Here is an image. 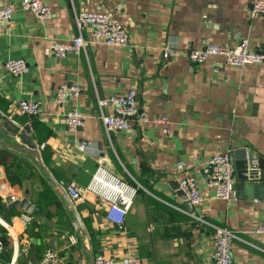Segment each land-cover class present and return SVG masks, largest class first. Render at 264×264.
I'll return each instance as SVG.
<instances>
[{
	"label": "crops",
	"instance_id": "crops-1",
	"mask_svg": "<svg viewBox=\"0 0 264 264\" xmlns=\"http://www.w3.org/2000/svg\"><path fill=\"white\" fill-rule=\"evenodd\" d=\"M43 1L52 16L39 22L20 7V0H0V6L12 8L9 23L0 27V149L23 160L19 183L9 184L1 166L0 182L17 199L28 194L29 202L39 210L38 217L19 208L0 216L14 239L6 238L0 264L18 256L26 240L30 255L32 239L24 232L30 224L44 228L37 240L39 258L51 248L52 239L61 264L87 250L85 237L74 229L61 189L29 154L15 147L36 149L63 188L71 181L87 185L101 157L113 173L140 186L122 228L106 220L104 206L92 195L75 205L92 232L95 254L114 259L133 255L143 264H213L212 235L217 226L233 232L231 252L238 264H264V237L252 234L264 222V191L259 198L246 189L235 195L234 189V198L223 200L205 185L202 170L208 158L226 148L232 153L245 148L264 158V63L233 67L212 56L191 64L186 57L189 49L242 38L248 39L252 49H264V15L251 16L252 0ZM97 10H111L126 26V46L88 42L79 54L58 58L49 53L51 42L67 41L77 34L74 12ZM83 37L90 41L86 30ZM167 47L172 52L164 58ZM9 58L24 59L26 72L11 75L5 68ZM61 84H78L82 91L78 98L59 104L55 90ZM130 88L136 90L139 108L168 116L169 134L152 123L106 134L100 119L93 116L96 97L119 95ZM21 99L38 101L39 114H20ZM71 109L85 114L83 124L74 130L64 120ZM179 161L184 162L180 171L176 168ZM184 174L196 180L202 195L191 210L175 188ZM0 201L5 204L1 197ZM59 207L68 219L60 216ZM26 215L32 216L28 224ZM1 232L6 234L5 229ZM70 235L77 240L75 252L71 246L63 250Z\"/></svg>",
	"mask_w": 264,
	"mask_h": 264
},
{
	"label": "built area",
	"instance_id": "built-area-1",
	"mask_svg": "<svg viewBox=\"0 0 264 264\" xmlns=\"http://www.w3.org/2000/svg\"><path fill=\"white\" fill-rule=\"evenodd\" d=\"M20 7L29 11L39 21L44 22L51 18L52 12L49 4L43 0H20ZM12 8L9 4L0 6V27L9 23ZM264 15V0L251 1V16ZM73 23L77 34L67 41L51 42L48 51L50 54L61 58L68 53L79 54L85 51L88 42L104 44L110 47H123L129 42V33L126 26L118 19L111 10L79 11L74 12ZM86 30L90 36V41L83 37ZM172 49L167 47L163 50L162 56L168 57ZM219 56L224 65L240 67L248 64H263L264 49L255 50L249 45L247 38H242L233 43H207L201 48L189 49L186 53L187 60L191 64H201L209 57ZM5 68L13 76H20L27 70V63L24 59L9 58L5 61ZM82 87L78 84H61L55 90V101L62 104L68 100L78 98ZM97 110L94 117L100 119L106 134L113 130H128L133 124L144 126L147 124L161 125L162 132L169 134L171 128L168 126L169 119L165 114L149 113L138 107L136 101V90L130 88L119 95H112L106 98L96 97ZM108 108L112 113L106 114L104 110ZM18 112L26 116H36L39 114V102L30 99H21L17 104ZM85 114L76 109L67 110L64 120L69 129L74 130L84 122ZM43 148V144L40 145ZM84 148V147H83ZM99 154L103 150L98 151ZM105 159L100 158L89 183L85 186H78L73 181L64 184L70 200L76 205L87 201L88 196H93L105 208L106 220L122 228L125 216L130 210L137 196L140 186L131 183L123 177L113 173L106 167ZM256 165L257 161L253 160ZM184 167V162L176 163V168L180 171ZM203 176L205 185L215 191L217 197L223 200L234 198L235 168L232 157V149L226 148L224 151L213 154L204 162ZM5 182H0V197L6 201L17 200L16 196L8 192ZM178 189L186 196L192 205L202 201L201 192L196 180L189 174H184L178 180ZM195 218L194 213H190ZM33 216V215H32ZM32 216L26 215L25 224L29 223ZM74 229L78 227L73 223ZM0 227H3L6 234L0 231V253L3 252L5 242L3 238H10L12 242L13 233L6 223L0 218ZM252 234L264 237V222L258 224L252 230ZM213 264H238L232 256L231 242L234 234L231 230L223 227H214L213 231ZM76 237L70 235L64 249H69L76 243ZM30 252V243L24 241L18 250V255L27 257ZM18 256L15 254L9 264H17ZM38 264H61L60 252L56 249L47 248L41 254ZM93 264H143L142 260L133 255L124 256L121 259L106 257L103 254H95Z\"/></svg>",
	"mask_w": 264,
	"mask_h": 264
},
{
	"label": "water",
	"instance_id": "water-1",
	"mask_svg": "<svg viewBox=\"0 0 264 264\" xmlns=\"http://www.w3.org/2000/svg\"><path fill=\"white\" fill-rule=\"evenodd\" d=\"M15 148L18 151L29 154L31 160L45 174V176L50 180V182H52L55 186H58L59 189H61L63 198L66 200L69 209L72 213L74 223L77 225L79 231L82 233V235L87 241V250L85 253L86 258L83 254H80L76 257L74 261H71L68 264H83L85 259L86 264H93L95 252L90 235L78 213L75 204L70 200L65 189L59 184V182L55 180V178L52 176L47 167L42 163L40 159V154L36 149H34L33 147ZM232 155L235 168L234 174L236 179L234 185L235 195H237V191L243 193V190L246 189L249 193L251 192L254 197L260 198L264 191V158L258 157L256 154L249 150H246L245 148H236L233 151ZM253 160L257 161L256 165L253 164ZM175 188H178V185ZM177 194L180 196L181 199L185 200L187 208L191 210V203L189 200H187L185 194L180 189L177 190ZM4 205L6 208H19L20 210H23L33 216H39V210L36 209L32 203L29 202L28 194H25L22 198L17 199L15 201L8 200ZM3 241L6 242V237L3 238ZM48 246L51 248H56V240L52 239L51 242L48 243ZM76 249L77 248L75 246L70 247V250L72 252H75ZM7 255L9 256V254ZM18 260H20L24 264H38L39 257L36 247L33 246L32 252L28 257L18 255Z\"/></svg>",
	"mask_w": 264,
	"mask_h": 264
},
{
	"label": "trees",
	"instance_id": "trees-1",
	"mask_svg": "<svg viewBox=\"0 0 264 264\" xmlns=\"http://www.w3.org/2000/svg\"><path fill=\"white\" fill-rule=\"evenodd\" d=\"M22 165H23V160L21 158H19L15 154L9 152L8 150L0 149V166L3 167V170H4L5 175H6V180L9 184L15 185V184L20 182V179L23 176V173L21 171ZM78 209H80V208H78ZM13 210L14 209L6 208L5 205L0 201V216L5 217L8 212L11 213ZM59 214L64 219H68L67 214L62 210L61 207H59ZM30 225L25 228L24 232H25V234H27V237L29 239H32L31 251H32L33 246H35L37 249V252H38L39 247L37 245V240L39 238L40 231L43 230L44 228L43 227H39V228L35 227L33 224L31 226ZM85 225H86L87 229L89 230L91 239L93 241L92 232L88 228L86 222H85ZM71 228L73 229L72 226H71ZM3 229H4L3 227H0V231ZM5 244H6V242H5ZM19 262L21 263V261H19Z\"/></svg>",
	"mask_w": 264,
	"mask_h": 264
},
{
	"label": "rangeland",
	"instance_id": "rangeland-1",
	"mask_svg": "<svg viewBox=\"0 0 264 264\" xmlns=\"http://www.w3.org/2000/svg\"><path fill=\"white\" fill-rule=\"evenodd\" d=\"M157 248H159V249H160V247H159V246H158ZM83 255H84V256H85V258H86V254L84 253ZM172 255H173V256L175 255L174 251H173ZM83 264H86V259H85V261H84V263H83Z\"/></svg>",
	"mask_w": 264,
	"mask_h": 264
}]
</instances>
